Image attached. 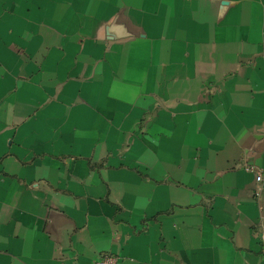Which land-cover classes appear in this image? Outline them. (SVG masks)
Masks as SVG:
<instances>
[{"label":"crops","instance_id":"crops-1","mask_svg":"<svg viewBox=\"0 0 264 264\" xmlns=\"http://www.w3.org/2000/svg\"><path fill=\"white\" fill-rule=\"evenodd\" d=\"M263 232L264 0H0V264H264Z\"/></svg>","mask_w":264,"mask_h":264},{"label":"built area","instance_id":"built-area-1","mask_svg":"<svg viewBox=\"0 0 264 264\" xmlns=\"http://www.w3.org/2000/svg\"><path fill=\"white\" fill-rule=\"evenodd\" d=\"M257 178L260 180L262 178V174L258 172ZM262 242V255L264 258V232L261 234ZM120 256L114 253H103L96 259L92 261L91 264H119Z\"/></svg>","mask_w":264,"mask_h":264}]
</instances>
